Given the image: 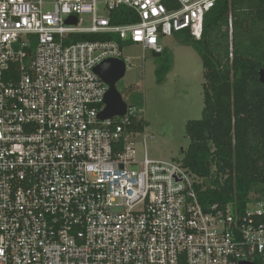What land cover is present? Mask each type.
Wrapping results in <instances>:
<instances>
[{
    "label": "built area",
    "instance_id": "obj_1",
    "mask_svg": "<svg viewBox=\"0 0 264 264\" xmlns=\"http://www.w3.org/2000/svg\"><path fill=\"white\" fill-rule=\"evenodd\" d=\"M215 2L56 0L44 12L42 0H0V264L263 262L264 200L204 207L178 162L138 157L137 108L99 119L108 87L95 68H127L126 44L144 59L163 52L160 38L199 40ZM120 8L136 21L113 24Z\"/></svg>",
    "mask_w": 264,
    "mask_h": 264
},
{
    "label": "trees",
    "instance_id": "obj_2",
    "mask_svg": "<svg viewBox=\"0 0 264 264\" xmlns=\"http://www.w3.org/2000/svg\"><path fill=\"white\" fill-rule=\"evenodd\" d=\"M129 17L125 8L110 13L115 25L136 21ZM180 33L202 62L204 107L201 119L185 125L189 144L178 163L201 181L202 206L242 211L252 193L264 192V84L258 76L264 69V0H216L199 40ZM72 40L117 38L80 34ZM166 66L156 70L158 82ZM146 125L141 119L133 129L142 133Z\"/></svg>",
    "mask_w": 264,
    "mask_h": 264
},
{
    "label": "rangeland",
    "instance_id": "obj_3",
    "mask_svg": "<svg viewBox=\"0 0 264 264\" xmlns=\"http://www.w3.org/2000/svg\"><path fill=\"white\" fill-rule=\"evenodd\" d=\"M42 1L43 11L52 12L56 0ZM79 19L82 28L89 27L87 16ZM182 35L160 38L159 45L164 53L158 57L146 51L143 59L141 48L136 45L122 49L124 58L129 62L125 76L116 88L123 101L137 108V116L147 124L145 145L142 138L136 141L139 158L146 151L150 160L178 162L189 144L185 135L186 123L202 117L204 70L197 52L182 43ZM162 65H167V69L161 77L162 81L158 82L156 70ZM256 198L264 200V192L250 195V199Z\"/></svg>",
    "mask_w": 264,
    "mask_h": 264
},
{
    "label": "water",
    "instance_id": "obj_4",
    "mask_svg": "<svg viewBox=\"0 0 264 264\" xmlns=\"http://www.w3.org/2000/svg\"><path fill=\"white\" fill-rule=\"evenodd\" d=\"M67 25H75L76 19L71 17L66 20ZM154 57L160 54H153ZM95 72L102 82L108 87L105 95V109L99 114V119L109 120L114 117H122L126 112V104L120 93L117 91L116 83L125 76V64L118 59H107L102 61L96 68ZM259 81L264 84V69L258 72ZM239 264H251L249 262H240ZM264 264V257L263 262Z\"/></svg>",
    "mask_w": 264,
    "mask_h": 264
},
{
    "label": "crops",
    "instance_id": "obj_5",
    "mask_svg": "<svg viewBox=\"0 0 264 264\" xmlns=\"http://www.w3.org/2000/svg\"><path fill=\"white\" fill-rule=\"evenodd\" d=\"M99 7H101V9L99 8V11H102L103 6L100 5ZM110 13H111V12H110ZM110 13H109V16H110ZM125 46H128V44H126ZM152 55H153V54H152Z\"/></svg>",
    "mask_w": 264,
    "mask_h": 264
},
{
    "label": "flooded vegetation",
    "instance_id": "obj_6",
    "mask_svg": "<svg viewBox=\"0 0 264 264\" xmlns=\"http://www.w3.org/2000/svg\"><path fill=\"white\" fill-rule=\"evenodd\" d=\"M122 79H123V78H122ZM122 79H121V80H122ZM118 82H119V81H118ZM118 82H117V83H118ZM117 83H116V85H117Z\"/></svg>",
    "mask_w": 264,
    "mask_h": 264
}]
</instances>
